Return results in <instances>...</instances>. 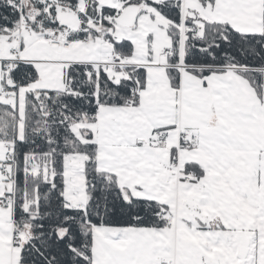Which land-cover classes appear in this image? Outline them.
Returning a JSON list of instances; mask_svg holds the SVG:
<instances>
[{
  "label": "snow or ice",
  "instance_id": "obj_1",
  "mask_svg": "<svg viewBox=\"0 0 264 264\" xmlns=\"http://www.w3.org/2000/svg\"><path fill=\"white\" fill-rule=\"evenodd\" d=\"M0 264H264V0H0Z\"/></svg>",
  "mask_w": 264,
  "mask_h": 264
}]
</instances>
